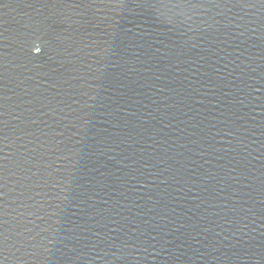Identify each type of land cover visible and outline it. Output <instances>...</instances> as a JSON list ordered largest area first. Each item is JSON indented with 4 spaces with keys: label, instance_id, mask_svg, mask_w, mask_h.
<instances>
[{
    "label": "water",
    "instance_id": "obj_1",
    "mask_svg": "<svg viewBox=\"0 0 264 264\" xmlns=\"http://www.w3.org/2000/svg\"><path fill=\"white\" fill-rule=\"evenodd\" d=\"M0 264H264V0H0Z\"/></svg>",
    "mask_w": 264,
    "mask_h": 264
}]
</instances>
